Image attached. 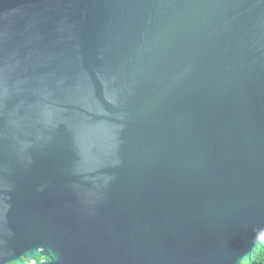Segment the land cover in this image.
<instances>
[{
	"label": "water",
	"instance_id": "95a60500",
	"mask_svg": "<svg viewBox=\"0 0 264 264\" xmlns=\"http://www.w3.org/2000/svg\"><path fill=\"white\" fill-rule=\"evenodd\" d=\"M263 233L264 0H0V264H241Z\"/></svg>",
	"mask_w": 264,
	"mask_h": 264
},
{
	"label": "trees",
	"instance_id": "16d2710c",
	"mask_svg": "<svg viewBox=\"0 0 264 264\" xmlns=\"http://www.w3.org/2000/svg\"><path fill=\"white\" fill-rule=\"evenodd\" d=\"M241 264H264V233L249 257Z\"/></svg>",
	"mask_w": 264,
	"mask_h": 264
},
{
	"label": "flooded vegetation",
	"instance_id": "af4514ba",
	"mask_svg": "<svg viewBox=\"0 0 264 264\" xmlns=\"http://www.w3.org/2000/svg\"><path fill=\"white\" fill-rule=\"evenodd\" d=\"M22 260L23 261H28V262H31L32 260H30V259H27V258H24V257H22ZM41 259H38V258H36V261H40ZM8 264H13V263H8Z\"/></svg>",
	"mask_w": 264,
	"mask_h": 264
}]
</instances>
